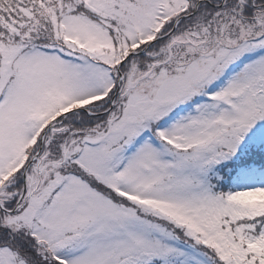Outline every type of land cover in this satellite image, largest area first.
Instances as JSON below:
<instances>
[{
	"label": "snow or ice",
	"instance_id": "obj_1",
	"mask_svg": "<svg viewBox=\"0 0 264 264\" xmlns=\"http://www.w3.org/2000/svg\"><path fill=\"white\" fill-rule=\"evenodd\" d=\"M0 264H264V0H0Z\"/></svg>",
	"mask_w": 264,
	"mask_h": 264
}]
</instances>
